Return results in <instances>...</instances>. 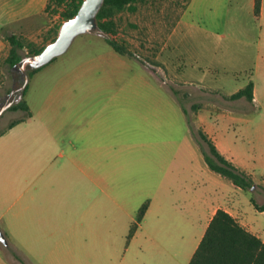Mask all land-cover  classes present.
I'll return each instance as SVG.
<instances>
[{"label": "rangeland", "instance_id": "374dc122", "mask_svg": "<svg viewBox=\"0 0 264 264\" xmlns=\"http://www.w3.org/2000/svg\"><path fill=\"white\" fill-rule=\"evenodd\" d=\"M184 3L185 0L138 1L135 12L124 11L115 16L114 35L96 29L76 37L66 53L30 77L32 70L25 68L28 82L23 100L34 118H39V111L50 96L53 101L49 100L47 110L54 108V96H79L76 108L90 110L80 127L91 130L94 148L90 152L95 156L93 170L97 206L101 210L100 190L111 191L122 201L123 190L134 196H150L165 175L174 181L177 192L192 193L193 201L220 188L222 182L232 186L207 168L199 150L200 145L204 149L207 146L199 133L207 135L224 157L233 160L228 161L251 176L254 187L244 194L264 205V70L255 80L254 106L244 97L237 101L227 96H199L201 100L197 96L189 100L176 96L179 87L172 78L176 63L174 42L169 37L184 12ZM248 6V0H227L217 14L222 36L198 40L193 45L206 54L207 63L239 71V83L248 78L257 56L258 27ZM56 22L57 17L41 13L3 27L2 36L12 33L24 42L43 47L52 42L49 34ZM107 38L122 46L124 43L129 56L115 53L106 44ZM8 49L7 44L6 51L0 54V107L8 98L13 104L20 101L25 90L20 92L24 79L21 66L10 70L3 62ZM25 53L21 52L22 58L28 56ZM170 91L176 96L175 104ZM60 105L62 109L69 107L66 100ZM8 109L0 116V127L25 117L23 112ZM144 142H157L158 148H131ZM87 151L80 149V156ZM83 187L81 180L80 188ZM104 230L107 229L97 228ZM15 256L16 264L43 263L25 260L24 255L21 258L25 261Z\"/></svg>", "mask_w": 264, "mask_h": 264}, {"label": "crops", "instance_id": "0c3cea01", "mask_svg": "<svg viewBox=\"0 0 264 264\" xmlns=\"http://www.w3.org/2000/svg\"><path fill=\"white\" fill-rule=\"evenodd\" d=\"M47 1L0 0V54L7 49L3 27L41 14ZM248 2L258 27L253 99L249 102L254 106L255 80L264 70V0L257 17L253 15L254 0ZM226 4L227 0H191L181 14L169 37L174 42L176 96L187 100L191 96L231 97L245 88L247 79L239 83V71L207 63L206 54L193 46L198 40L222 36L217 14ZM170 93L175 104L176 96ZM54 97V108L47 110L53 101L47 97L38 119L31 115L10 129L0 127V231L6 240V245L0 242V264H16L15 254L22 260L21 255L25 260H42V264H189L218 210L264 243V211L256 210L244 191L232 183L222 182L223 188H214L193 201L192 193L177 192L174 181L165 175L150 196L123 190L122 201L119 195L100 190L101 210L95 156L90 152L94 148L91 130L80 127L90 110L76 108L79 96ZM62 100L68 108H61ZM158 144L144 142L131 148L152 151ZM65 149L73 151L66 153ZM80 149L89 151L80 156ZM146 202L141 221L127 239L138 209Z\"/></svg>", "mask_w": 264, "mask_h": 264}, {"label": "trees", "instance_id": "16d2710c", "mask_svg": "<svg viewBox=\"0 0 264 264\" xmlns=\"http://www.w3.org/2000/svg\"><path fill=\"white\" fill-rule=\"evenodd\" d=\"M83 0H48L43 14L57 17V22L49 34L50 42L55 40L58 35L61 24L74 17ZM141 0H104L99 10L96 23L97 30L106 35L116 33L115 16L121 12L136 11V4ZM191 0H185L182 5V12L187 8ZM261 6V0H254L253 15L258 16ZM180 18V17H179ZM4 30H2L3 32ZM3 39L9 45L7 56L4 58V64L10 69H14L16 64L22 59L21 52L26 51V55H36L40 53L43 47H37L31 42L23 41L22 38L15 34L4 35ZM106 44L117 54L129 56V51L116 41L107 38ZM54 61V60H52ZM40 69V68H39ZM37 70H32L29 77ZM253 70L249 72L247 84L244 89L230 97L236 100L244 97L248 102L253 99ZM26 88L22 94V99L10 106L9 111H20L25 114L24 119L14 121L8 125L12 128L15 124L31 117L26 102L23 100ZM2 131L0 130V136ZM200 139L206 144L207 149L200 145L199 150L207 168L230 181L235 187L246 192L254 187L251 176L228 161L219 151L212 141L204 133H199ZM254 208L260 212L264 211V205H257L253 199L250 200ZM147 209V202L144 203L137 212L136 222L130 227L127 239H129L137 225L140 222ZM189 264H264V243L243 229L228 213L218 210L210 220L204 236L194 253Z\"/></svg>", "mask_w": 264, "mask_h": 264}, {"label": "water", "instance_id": "95a60500", "mask_svg": "<svg viewBox=\"0 0 264 264\" xmlns=\"http://www.w3.org/2000/svg\"><path fill=\"white\" fill-rule=\"evenodd\" d=\"M103 2L104 0H83L76 15L61 24L58 35L54 41L46 45L40 53L26 56L16 64V66H21V73L24 77L23 84L20 87V92L24 90L28 82V76L25 73V68L37 70L49 64L55 58L66 53L76 37L90 33L97 29L96 17L103 5ZM12 104L13 101L8 98L0 107V116ZM0 242L3 245H6V240L1 231Z\"/></svg>", "mask_w": 264, "mask_h": 264}]
</instances>
